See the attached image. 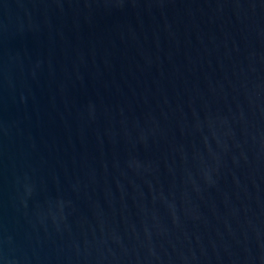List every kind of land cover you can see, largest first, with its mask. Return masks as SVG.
<instances>
[{
    "label": "water",
    "instance_id": "1",
    "mask_svg": "<svg viewBox=\"0 0 264 264\" xmlns=\"http://www.w3.org/2000/svg\"><path fill=\"white\" fill-rule=\"evenodd\" d=\"M0 264H264V0H0Z\"/></svg>",
    "mask_w": 264,
    "mask_h": 264
}]
</instances>
